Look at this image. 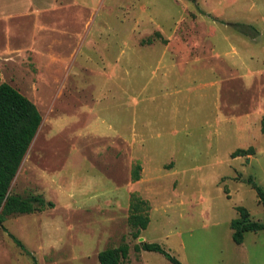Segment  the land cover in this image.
Masks as SVG:
<instances>
[{
	"label": "rangeland",
	"instance_id": "374dc122",
	"mask_svg": "<svg viewBox=\"0 0 264 264\" xmlns=\"http://www.w3.org/2000/svg\"><path fill=\"white\" fill-rule=\"evenodd\" d=\"M0 83L41 118L9 193L53 205L2 219L0 264H98L121 244L124 264H169L143 241L264 264V232L235 245L229 228L235 207L264 223L245 183L264 191V0H0Z\"/></svg>",
	"mask_w": 264,
	"mask_h": 264
},
{
	"label": "trees",
	"instance_id": "16d2710c",
	"mask_svg": "<svg viewBox=\"0 0 264 264\" xmlns=\"http://www.w3.org/2000/svg\"><path fill=\"white\" fill-rule=\"evenodd\" d=\"M41 118L35 107L26 97L6 83H0V228L6 216L15 214H30L45 208H52V203L44 202L39 196L21 198L11 195L9 187L16 171L33 139ZM251 148L236 149L230 158L250 155ZM139 166L130 171V180L136 182ZM245 183L255 193L257 203L264 208V191L250 177ZM148 206L145 201L135 195L130 196L126 223L132 230L131 237L137 239L139 232L144 230L149 222ZM237 217L229 222L231 241L235 245L242 243L244 233L264 232V223L251 221L248 212L242 207H235ZM12 242L24 251L23 246L13 236L8 235ZM135 252L146 251L158 253L169 264H179L178 261L153 243L138 242L133 246ZM25 252V251H24ZM128 247L121 244L115 248H107L97 253L98 264H124L127 262ZM26 253V252H25Z\"/></svg>",
	"mask_w": 264,
	"mask_h": 264
},
{
	"label": "crops",
	"instance_id": "0c3cea01",
	"mask_svg": "<svg viewBox=\"0 0 264 264\" xmlns=\"http://www.w3.org/2000/svg\"><path fill=\"white\" fill-rule=\"evenodd\" d=\"M38 127H39V126H38ZM37 129H38V128H37ZM24 156H25V155H24ZM23 162H24V159L22 158V161H21L20 164H23ZM21 166H22V165H19V167H18V169H17V171H16V174H15V176H14V178L12 179V181H11L10 184L13 183V180H15V177L19 174V171H20Z\"/></svg>",
	"mask_w": 264,
	"mask_h": 264
},
{
	"label": "water",
	"instance_id": "95a60500",
	"mask_svg": "<svg viewBox=\"0 0 264 264\" xmlns=\"http://www.w3.org/2000/svg\"><path fill=\"white\" fill-rule=\"evenodd\" d=\"M141 239L140 238H138V241H140Z\"/></svg>",
	"mask_w": 264,
	"mask_h": 264
},
{
	"label": "bare ground",
	"instance_id": "6f19581e",
	"mask_svg": "<svg viewBox=\"0 0 264 264\" xmlns=\"http://www.w3.org/2000/svg\"><path fill=\"white\" fill-rule=\"evenodd\" d=\"M36 139V138H35Z\"/></svg>",
	"mask_w": 264,
	"mask_h": 264
}]
</instances>
